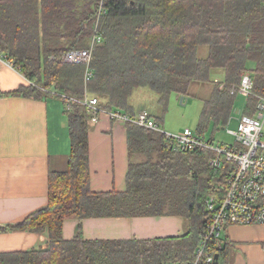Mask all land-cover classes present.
I'll list each match as a JSON object with an SVG mask.
<instances>
[{
	"label": "trees",
	"instance_id": "16d2710c",
	"mask_svg": "<svg viewBox=\"0 0 264 264\" xmlns=\"http://www.w3.org/2000/svg\"><path fill=\"white\" fill-rule=\"evenodd\" d=\"M98 2L0 0V56L30 84L7 95L60 100L70 139L66 169L48 174L47 204L7 229L45 232L46 247L1 253L0 264H189L209 223L206 202L223 198L232 165L214 169L212 152L181 151L134 124H126L125 191H90V115L62 98L83 97V68L58 60L87 49L96 27L101 42L93 48L87 91L103 109L135 117L129 104L135 89H149L164 104L171 94L189 97L192 83L211 84L196 131L202 137L208 123L224 127L235 103L228 89L245 73L252 77L253 93L264 96V0H103L105 15L99 18ZM200 49H206L204 57ZM218 70L222 91L212 78ZM251 103L246 101L245 114H252ZM163 216L182 218L183 236L88 241L77 235L66 241L61 234L67 219ZM221 241L217 262L226 264L233 246L226 230Z\"/></svg>",
	"mask_w": 264,
	"mask_h": 264
},
{
	"label": "crops",
	"instance_id": "0c3cea01",
	"mask_svg": "<svg viewBox=\"0 0 264 264\" xmlns=\"http://www.w3.org/2000/svg\"><path fill=\"white\" fill-rule=\"evenodd\" d=\"M29 85L24 76L0 56V230L5 229L0 231V254L46 247L45 232L7 229L47 204L48 174L64 171L70 153L68 122L60 100L7 95ZM141 110L146 109L140 106L133 113ZM88 155L90 191L124 192L130 162L126 125L106 118L90 124ZM61 234L66 241L77 235L88 241L152 240L183 236L184 224L177 216L80 222L67 219ZM226 236L237 251L242 247L238 244L244 242L247 247L254 244L262 247L264 225L230 226Z\"/></svg>",
	"mask_w": 264,
	"mask_h": 264
},
{
	"label": "built area",
	"instance_id": "2783aa9c",
	"mask_svg": "<svg viewBox=\"0 0 264 264\" xmlns=\"http://www.w3.org/2000/svg\"><path fill=\"white\" fill-rule=\"evenodd\" d=\"M103 0L98 2L97 16L105 15ZM101 42V36L94 29L89 40V47L83 50H71L58 60L66 65H79L83 68L84 95L81 99L63 96L68 103L82 105L90 115L89 124H95L100 118L111 122L134 124L164 137L181 151L207 150L213 153L209 166L219 169L224 163L232 165L227 174L222 200L218 203L206 202L210 213L197 246L193 259L189 264H213L215 255L222 249L225 230L230 226H262L264 225V96L253 93L252 77L245 73L236 86L228 89L229 95H241L253 103L249 104L252 114H240L236 120L235 132L228 131L236 141L235 147L216 146L204 138L185 129L182 132L164 131L146 110L136 113L135 117L99 107L96 97L87 91V84L93 79L91 60L93 48ZM219 91L225 89L222 81L214 79ZM228 125V121L226 123ZM218 260V259H217Z\"/></svg>",
	"mask_w": 264,
	"mask_h": 264
},
{
	"label": "rangeland",
	"instance_id": "374dc122",
	"mask_svg": "<svg viewBox=\"0 0 264 264\" xmlns=\"http://www.w3.org/2000/svg\"><path fill=\"white\" fill-rule=\"evenodd\" d=\"M205 54L206 49H200L199 55L204 57ZM212 78L219 82L223 79V75L218 70L213 73ZM212 89L213 85L211 84L192 83L189 97L184 98L180 102V97L171 94L164 104H160L158 101L159 97L149 89H135L129 100V104L134 110L140 106H144L147 111L161 121L159 125L166 132L178 133L187 129L197 135L196 131L202 115L203 101L209 96ZM229 96L233 98L232 95ZM246 101L245 97L237 95L235 97L234 108H232L227 119L228 125L225 124L224 127L220 126L216 128L213 123H208L202 138L206 141H212L216 146L235 147V138L228 131L235 132L236 120L240 114L244 113ZM239 245L242 246L241 248H245L246 251L241 248L240 251H237L236 247L233 246L227 249L226 264H264V245L261 247V244H254L247 247L248 244L246 242L242 245L238 244V247ZM238 254L240 255L237 259L236 256Z\"/></svg>",
	"mask_w": 264,
	"mask_h": 264
},
{
	"label": "water",
	"instance_id": "95a60500",
	"mask_svg": "<svg viewBox=\"0 0 264 264\" xmlns=\"http://www.w3.org/2000/svg\"><path fill=\"white\" fill-rule=\"evenodd\" d=\"M182 100H183V97H180V102H181ZM214 259H215V261H214L213 264H218V262H217V259H218L217 255H215Z\"/></svg>",
	"mask_w": 264,
	"mask_h": 264
}]
</instances>
